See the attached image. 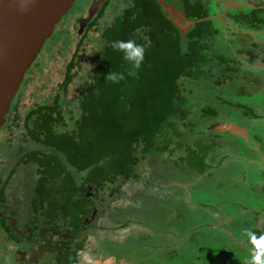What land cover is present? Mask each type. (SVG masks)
<instances>
[{
	"label": "trees",
	"instance_id": "1",
	"mask_svg": "<svg viewBox=\"0 0 264 264\" xmlns=\"http://www.w3.org/2000/svg\"><path fill=\"white\" fill-rule=\"evenodd\" d=\"M197 16L205 17L201 13ZM101 20L103 18L94 21L97 28L94 30L99 31L98 38L103 44L97 53L100 63L93 81L81 94L77 111L69 113L62 101L75 76L72 72L77 66L74 53L66 65L54 102H43L26 113L23 129L30 133L31 140L17 143L14 139L8 145V139H5L0 144V156L6 154L13 161L12 173L18 165L34 166L28 177L33 204L27 213L36 214L37 205L48 209L41 213L40 222L36 220L25 226L28 229L24 227L21 231L25 232L23 236L19 235L20 232L16 236L8 220H2L9 239L25 247L31 243L33 248L29 251V264H77L79 253L85 249L84 241L77 240L78 235L88 227V220L95 216L101 204L119 192L121 183L128 179L140 180L142 173L136 170L144 156H149L154 163L151 169L156 175L159 168L172 161L176 166L185 167L182 163L187 164L189 169L186 172L194 174L205 175L206 169L210 168L206 156L211 145L193 139V146L189 147L178 139H183L185 127L192 123L187 122L190 108L183 106L188 99L185 98L184 83H207L210 81L208 74L217 71V60L208 58L206 52L208 42L217 32L213 23L209 20L197 22L184 36L178 27L170 23L156 0H136L134 5L125 6L121 14L104 28H99ZM89 33L81 37L77 49L89 38ZM129 40L144 48L140 69L125 61L123 52L114 47L118 42ZM110 71L122 73L124 79L112 84L105 80ZM12 107L15 110V104ZM64 113L74 114L75 119L71 121ZM252 116L258 118L257 115ZM18 120V115L12 118V127H22ZM178 151L181 153L175 155ZM183 152L189 154L186 159H183ZM163 153L175 154L166 157L165 164L157 165L158 161H162ZM155 160H158L156 164ZM199 178L197 175L196 179ZM163 184L157 185H161L162 189L170 187ZM176 186L184 190V185ZM155 192L152 200L158 197ZM161 196L162 200H159ZM167 197L160 193L158 201ZM5 203V197L1 195L0 207ZM3 212H6L5 209ZM179 215L176 214L178 218ZM135 220L139 226L149 227L140 217ZM244 221L234 218L237 224L227 229V241L230 240V232L235 240L237 238L242 242L240 231L246 229L249 223ZM129 223L126 221L122 226ZM249 230L245 243L251 245L252 252L247 254L245 248L237 247L239 243L231 248L226 243L224 251L215 249L217 254H224L222 264H264V235L259 228ZM137 242L136 246L140 240ZM149 245L150 242L145 246ZM156 245L162 247L165 244ZM184 245L181 250L175 249L176 252L170 247H162L165 256H159L161 260L156 259L160 251L145 253L140 264H176L172 258L181 255L186 263L197 264L202 253L199 252V258L195 259L197 251ZM165 248L169 251H164Z\"/></svg>",
	"mask_w": 264,
	"mask_h": 264
},
{
	"label": "rangeland",
	"instance_id": "2",
	"mask_svg": "<svg viewBox=\"0 0 264 264\" xmlns=\"http://www.w3.org/2000/svg\"><path fill=\"white\" fill-rule=\"evenodd\" d=\"M65 19L63 17L60 23ZM111 20V15H107L101 20L99 28H104ZM241 22L235 26H241ZM254 24L251 29L257 28V23ZM63 28L62 25L56 26L52 37L45 42L25 74L4 126L0 129V144L5 139H8V145L14 139L17 143L31 140L30 133L23 129L26 113L43 102H54V97L60 91L58 85L64 79L66 65L74 53L77 66L72 72H75V76L68 91L62 96V101L69 113L77 111L81 94L86 92L88 83L93 81L100 63L97 53L103 44L98 38L99 31L91 30L89 38L77 49L81 38L76 28H69L68 32ZM240 36L212 38L208 42L207 57L217 62L221 60L220 70L217 68V71L208 74L210 81L207 83L198 81L187 85L185 82L183 86L186 88L185 98H188L183 106L190 108L187 122L192 123L185 127L183 139L178 140L189 147L193 146V139L211 145L206 156L210 167L206 169L207 177L195 171L196 174L186 172L189 168L185 163H182L185 167L176 166L173 161V164H165L166 157H172L175 153H163L161 162L155 160V164L158 161L157 165L165 164L157 170L156 175L151 169L154 163L149 156H144L136 170L142 173L140 180L128 179L121 183L119 192L101 204L95 216L88 220V227L78 235L77 240L84 241L85 249L79 253L77 264H140L145 253L160 251L156 259L161 260L159 256H165L162 247H170L176 252L175 249L181 250L184 244L197 251L195 259L199 258V252L202 253L197 264H222L225 261L224 254H217L215 249L224 251L226 243L228 248L239 243L237 247L245 248L247 254L252 252L251 245L245 243L249 229L259 228L264 235V140H261L263 148L259 150L255 147L257 143L251 142H258L261 137L264 139V32L245 40ZM240 46L250 51L238 52ZM14 104L15 110L12 107ZM252 111L258 120L253 119ZM64 114L71 121L75 119L74 114ZM15 115L19 117L18 122L22 125L20 128L12 127ZM214 124H234L243 128L249 139L227 131L216 134L209 130ZM180 153L178 151L175 155ZM183 154V159L189 156L187 152ZM12 163L6 154L0 156V181L5 182L6 186L8 215L16 224L19 217L25 216L38 217L34 221H40L46 207L37 205L36 214L27 213L33 204L28 177L34 166L18 165V169L11 173ZM197 175L199 179H196ZM157 184L170 187L162 189ZM176 184L184 185V190ZM154 192L158 193V197L152 200ZM159 192L163 196L168 195L166 200L158 201ZM159 200H162V196ZM246 211L248 215L244 216ZM176 214H180V218ZM135 216L146 221L149 227L139 226L134 222ZM234 218L249 222L246 229L240 231L242 242L237 238L235 240L230 232V240L227 241V229L237 224ZM126 221L130 223L123 227ZM185 233L191 234L183 236ZM3 238L0 233V264H5L4 253L15 248L9 241L4 244ZM137 240H140V244L136 246ZM149 242V247H146ZM157 243L165 245L157 247ZM167 248L163 250L169 251ZM182 253L184 255V250ZM172 259L176 264H188L182 255ZM18 264H21L20 259Z\"/></svg>",
	"mask_w": 264,
	"mask_h": 264
},
{
	"label": "flooded vegetation",
	"instance_id": "3",
	"mask_svg": "<svg viewBox=\"0 0 264 264\" xmlns=\"http://www.w3.org/2000/svg\"><path fill=\"white\" fill-rule=\"evenodd\" d=\"M156 1L160 3L162 10L167 14V18L170 21V23L178 27L184 36L187 34V32L191 31L192 26H194L197 22L204 20H209L213 23V26L217 30L216 35L214 37H221V36L237 37L239 34H241L240 36L241 39L245 40L248 37H255L260 32H264L263 30L264 0H156ZM135 2L136 0H75L69 12L64 16V18L66 17L64 22L59 23L58 25L64 26L63 29L65 32H68L69 28L72 29L76 28L75 31L81 38L84 34L89 33L90 30H94V28L96 27V25L94 24L95 20H100L102 18L104 20L107 17V15L108 16L111 15L113 20L114 17L121 14L125 6L134 5ZM164 6H166L168 9L171 10L168 11L167 9L164 8ZM212 7L213 9H211ZM240 8L242 9L240 10ZM257 12H259L260 14ZM200 13L201 15L204 14L205 17L198 18L197 15H199ZM240 20L242 21L240 23L241 26L236 27L235 24H237ZM244 22L250 24L245 25ZM253 23H255L254 25H256V23L257 25L261 24L260 28H258L259 26H256L257 28L251 29L253 27L252 25ZM245 26H251V27H245ZM237 49L238 52H243V53L250 51L248 49L243 48L242 46L238 47ZM219 64H222L221 60H218V63L216 64L217 68ZM251 115H255L253 114V111L251 112ZM253 119L258 120V118H254V117ZM214 125H211V128ZM3 126L4 124L2 125V127ZM238 129L245 131L243 128L238 127ZM213 131L222 132L216 130ZM231 134L240 135L241 137H243V135L238 133H231ZM244 137L247 140L249 139L247 133L245 134ZM261 140L264 139L261 137L258 140V142L253 140L251 141L252 144L257 143V145H255L256 150H259L260 147L263 148V145H261ZM5 190H6L5 182L3 183L0 181V196L3 195L6 201L5 205L0 207V233L3 234L4 236L3 238L4 244H6V242L9 241L12 245L15 246V248L12 251L10 250L9 252L4 253L3 262H5V264H18V260L20 259L21 264H29V260H30L29 251L30 249L33 248L31 246V243H28V245L25 247V245L21 246L17 241L14 242L11 239H9L7 235V231L2 226V220L3 218L8 220V223L12 227L13 232H16L15 233L16 236L17 234H19V232H20L19 235L23 236L25 232H21V231H23L24 227L29 225L31 222H33L34 218L38 219V217H34V216L31 217L25 216L21 218L19 217L17 220V224L13 223L12 222L13 219H11V217L8 215L9 206L7 205L8 204L7 192ZM4 209L6 212H3ZM19 227H21L22 229L19 230ZM25 228L28 229V227Z\"/></svg>",
	"mask_w": 264,
	"mask_h": 264
},
{
	"label": "water",
	"instance_id": "4",
	"mask_svg": "<svg viewBox=\"0 0 264 264\" xmlns=\"http://www.w3.org/2000/svg\"><path fill=\"white\" fill-rule=\"evenodd\" d=\"M74 1L0 0V129L25 74ZM212 128L246 134L233 124Z\"/></svg>",
	"mask_w": 264,
	"mask_h": 264
},
{
	"label": "clouds",
	"instance_id": "5",
	"mask_svg": "<svg viewBox=\"0 0 264 264\" xmlns=\"http://www.w3.org/2000/svg\"><path fill=\"white\" fill-rule=\"evenodd\" d=\"M117 50L123 52V59L130 63L135 69H140L144 60V48L137 45L135 41L129 40L127 42H118L114 45ZM124 79V75L119 72L110 71L105 80L112 84H118Z\"/></svg>",
	"mask_w": 264,
	"mask_h": 264
}]
</instances>
